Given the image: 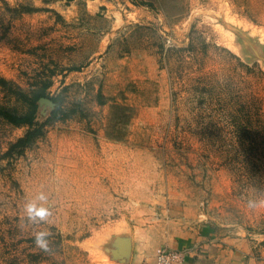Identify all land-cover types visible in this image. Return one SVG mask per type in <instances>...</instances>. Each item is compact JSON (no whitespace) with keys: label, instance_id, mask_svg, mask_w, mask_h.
<instances>
[{"label":"rangeland","instance_id":"obj_1","mask_svg":"<svg viewBox=\"0 0 264 264\" xmlns=\"http://www.w3.org/2000/svg\"><path fill=\"white\" fill-rule=\"evenodd\" d=\"M172 1L0 0V106L51 83L74 110L22 151L28 126L0 115V264L142 263L205 223L264 264V0ZM40 192L52 215L32 225Z\"/></svg>","mask_w":264,"mask_h":264},{"label":"crops","instance_id":"obj_2","mask_svg":"<svg viewBox=\"0 0 264 264\" xmlns=\"http://www.w3.org/2000/svg\"><path fill=\"white\" fill-rule=\"evenodd\" d=\"M163 245L183 249L184 264H258L250 255L248 243L243 237L227 235L213 223H205L191 231L179 233L160 246ZM156 251L157 248L148 261L132 264H155Z\"/></svg>","mask_w":264,"mask_h":264},{"label":"trees","instance_id":"obj_3","mask_svg":"<svg viewBox=\"0 0 264 264\" xmlns=\"http://www.w3.org/2000/svg\"><path fill=\"white\" fill-rule=\"evenodd\" d=\"M168 4H165L166 13L169 16L178 14L182 11H179V6L173 5V1L169 0ZM175 1V0H174ZM3 82H6L5 78L1 79ZM51 83L43 84L38 86L33 90L25 91L21 88L12 89L17 98L23 102L25 109L20 112L17 109H10L4 106H0V115L4 117L8 122L15 125H27V131L24 135L20 136L14 143H12L11 150L22 151L29 144L33 143L38 137H41L45 134L46 126L54 121L60 119H66L72 115L74 110L69 109L65 106V96L62 92L57 94H51L49 91V86ZM41 98H49L53 103L54 107L52 108L49 116L44 120L40 121L38 119L39 111V101ZM242 114H251L253 108H247V104H243ZM238 112H240L237 109ZM257 114L261 115L260 109L258 107ZM231 113L230 115H232ZM264 125V119L260 117L259 119ZM235 127L241 131H248L252 126V121L247 119V121H234Z\"/></svg>","mask_w":264,"mask_h":264},{"label":"clouds","instance_id":"obj_4","mask_svg":"<svg viewBox=\"0 0 264 264\" xmlns=\"http://www.w3.org/2000/svg\"><path fill=\"white\" fill-rule=\"evenodd\" d=\"M48 195L44 192L38 193L34 198L24 204V213L29 224L39 225L46 223L52 215L51 209L47 206ZM264 205V196H257L248 200V206L255 208ZM34 243L42 251H49L51 233L48 231H36L33 233Z\"/></svg>","mask_w":264,"mask_h":264},{"label":"built area","instance_id":"obj_5","mask_svg":"<svg viewBox=\"0 0 264 264\" xmlns=\"http://www.w3.org/2000/svg\"><path fill=\"white\" fill-rule=\"evenodd\" d=\"M185 251L171 246H160L156 251L155 264H184Z\"/></svg>","mask_w":264,"mask_h":264},{"label":"water","instance_id":"obj_6","mask_svg":"<svg viewBox=\"0 0 264 264\" xmlns=\"http://www.w3.org/2000/svg\"><path fill=\"white\" fill-rule=\"evenodd\" d=\"M43 99H47V98H43ZM48 100H50L49 98H48ZM51 101V100H50ZM40 102V101H39ZM52 102V101H51ZM53 103V102H52ZM128 249H129V245H128V243L127 242H125V241H122V252H128Z\"/></svg>","mask_w":264,"mask_h":264}]
</instances>
